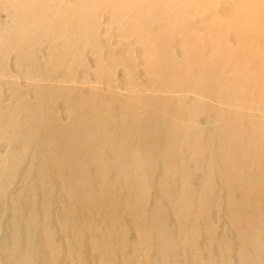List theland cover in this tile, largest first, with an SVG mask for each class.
Segmentation results:
<instances>
[{"label": "bare ground", "instance_id": "bare-ground-1", "mask_svg": "<svg viewBox=\"0 0 264 264\" xmlns=\"http://www.w3.org/2000/svg\"><path fill=\"white\" fill-rule=\"evenodd\" d=\"M1 13L0 264H264V0Z\"/></svg>", "mask_w": 264, "mask_h": 264}, {"label": "rangeland", "instance_id": "rangeland-1", "mask_svg": "<svg viewBox=\"0 0 264 264\" xmlns=\"http://www.w3.org/2000/svg\"><path fill=\"white\" fill-rule=\"evenodd\" d=\"M2 15H3V13L0 14V23H3V21H4V20H2V17H3ZM200 124H201V126H205V125H207V121L205 119H200Z\"/></svg>", "mask_w": 264, "mask_h": 264}]
</instances>
